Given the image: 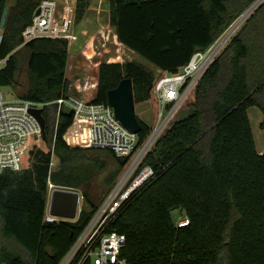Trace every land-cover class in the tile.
<instances>
[{
  "label": "trees",
  "instance_id": "trees-1",
  "mask_svg": "<svg viewBox=\"0 0 264 264\" xmlns=\"http://www.w3.org/2000/svg\"><path fill=\"white\" fill-rule=\"evenodd\" d=\"M255 1L110 0V23L120 43L174 74ZM39 3L15 0L8 6L0 0V19L9 7L0 48V57L9 58L0 87H12L18 98L50 102L67 88V45L44 37L18 48ZM89 5L90 0H77L75 22ZM155 76L156 69L138 60L103 62L94 102L108 103V91L124 77L133 81L136 103L153 99ZM51 106L43 113L52 134ZM253 106L264 115V1L181 106L191 112L174 121L147 154L143 163L151 164L156 176L112 221L111 228L126 235L122 256L129 264H264V152L250 120ZM139 120L141 145L151 125ZM71 122L72 114L62 111L55 142L52 135L48 140L54 151L34 150L31 166L0 173V264H57L124 171L127 162L112 150L70 146L63 136ZM53 152L59 157L56 170ZM49 180L84 194L86 210L76 222L44 221ZM178 208L190 217L189 225L176 226Z\"/></svg>",
  "mask_w": 264,
  "mask_h": 264
},
{
  "label": "built area",
  "instance_id": "built-area-1",
  "mask_svg": "<svg viewBox=\"0 0 264 264\" xmlns=\"http://www.w3.org/2000/svg\"><path fill=\"white\" fill-rule=\"evenodd\" d=\"M263 1L256 0L253 5L251 4L252 7L250 5L246 10H253ZM40 8V12L34 14L32 22L22 31L23 44L36 38L55 37L67 38L68 47H71L74 13L71 14L68 8L67 18L60 22L55 17L56 2L44 0ZM233 27L234 25L224 31L207 48L196 50L189 62L177 73H164L162 69H157L153 85L154 98L144 101L149 103L154 111L153 124H150L151 132L141 145L139 133L132 132L120 122L109 102H94L99 84V71L94 83L93 74L89 70L88 73L83 72L81 77L72 79L78 73L72 71L71 65L69 69L71 85L68 90L66 88L63 96L50 102L18 97L11 99L5 93L4 87H0V173L7 169L21 170L28 167L34 150L54 151V144L51 146L49 143V148H44V144L48 143L51 135L54 138L52 142H55L64 106H69L72 114V122L63 136L70 146L109 149L118 157L126 158L127 165L119 180L111 186L96 206L83 229L74 237L57 264H129L122 256L126 235L112 229L111 223L126 202L156 176L154 167L151 164H144V159L167 129L178 109L193 95L196 84L233 35ZM3 30L0 19V48L4 39ZM8 58L9 56L0 57V72L6 66ZM50 105H57L58 110L53 121L54 132L48 133L47 125L48 136L45 139L42 125L31 112V108L44 109ZM57 187L71 188L48 181V202L44 221L76 222L86 210L84 194L76 188H71L79 193L74 218L54 215L50 211V204L52 193ZM190 222V217L185 215L176 220L175 224L177 227H185Z\"/></svg>",
  "mask_w": 264,
  "mask_h": 264
},
{
  "label": "rangeland",
  "instance_id": "rangeland-1",
  "mask_svg": "<svg viewBox=\"0 0 264 264\" xmlns=\"http://www.w3.org/2000/svg\"><path fill=\"white\" fill-rule=\"evenodd\" d=\"M44 0H40L38 7L42 4ZM57 2V0H53ZM76 0H66V3L60 4L56 3L55 17L57 21L62 22L67 18L66 12L69 8L71 10V14L74 13V17L76 18V6L74 4ZM15 3V0H7V5L10 6ZM110 0H90V5L86 11L84 18L80 22H75L73 25V38L72 45L68 47V67H67V78L69 79V69L72 65V71L76 74L72 79H77L83 75V72H87V70L91 71V73L96 76L98 74V69L103 62H127L130 60H138L145 64L148 68L156 69L155 65L144 59L141 56H138L133 52L132 49L127 48L122 43H120L117 39L115 28L110 23V9H109ZM65 7L63 8V6ZM37 7V9H38ZM67 8L66 10H63ZM36 9V10H37ZM250 10L247 15L241 20L242 17H239L232 25L237 24V27L232 32L235 35L240 27L243 25L245 20L251 15ZM36 12V11H35ZM76 20V19H74ZM230 27V28H231ZM229 28V29H230ZM4 32V31H3ZM232 35V36H233ZM228 39V44L232 38ZM55 38V37H50ZM25 44L23 42L18 46V48L23 47ZM24 68L26 67V61H22ZM80 72V73H79ZM71 78V77H70ZM71 85V84H70ZM68 86V82H67ZM5 93L8 98H16L18 95L14 91V89L10 86L4 87ZM66 92V89H65ZM136 113L142 118L143 121L149 124H153L154 111L149 103H136ZM51 123L54 121V116L57 114L58 106H51ZM191 112L190 108H179L175 113L173 120L169 124L172 123L179 118H182ZM250 120L252 123V128L254 132V136L256 138L257 147L260 151L264 152V129L261 127V122L263 121L264 115L263 111L258 106H253L249 110ZM168 126V127H169ZM167 127V128H168ZM167 130V129H166ZM165 130V131H166ZM164 131V132H165ZM49 143L44 144V148H49ZM76 147V146H75ZM33 163V159L29 161V166ZM59 166V157L54 153L52 156V170L58 169ZM121 174H119L117 180L113 183V185L119 180ZM103 178L102 176L98 177V190H103ZM112 185V186H113ZM186 214L184 209L178 208L173 211V218L176 222L181 217H184Z\"/></svg>",
  "mask_w": 264,
  "mask_h": 264
},
{
  "label": "water",
  "instance_id": "water-1",
  "mask_svg": "<svg viewBox=\"0 0 264 264\" xmlns=\"http://www.w3.org/2000/svg\"><path fill=\"white\" fill-rule=\"evenodd\" d=\"M77 0L75 1V6ZM253 5V4H252ZM252 5L250 7H252ZM249 7V8H250ZM248 8V9H249ZM40 7L36 10V14L40 12ZM247 11V10H246ZM245 11V12H246ZM244 12V13H245ZM9 13V7L4 8L1 17V27L5 28ZM62 41L68 45V39L63 38ZM71 81H68L67 90ZM108 102L114 107L116 117L120 122L129 130L135 133H139L142 129V125L139 120V116L136 113L135 98L133 92V81L130 77H124L116 87L108 91ZM63 111L70 113L71 108L64 106ZM31 112L39 119L42 129L43 137L46 139L47 134V120L44 116L42 108H31ZM121 162H126V158L121 157ZM79 193L71 188L57 187L51 196L50 211L54 215L63 216L66 218H74L76 216V209L78 204ZM50 252L52 249H49Z\"/></svg>",
  "mask_w": 264,
  "mask_h": 264
},
{
  "label": "crops",
  "instance_id": "crops-1",
  "mask_svg": "<svg viewBox=\"0 0 264 264\" xmlns=\"http://www.w3.org/2000/svg\"><path fill=\"white\" fill-rule=\"evenodd\" d=\"M57 2H59L60 4H63V3L65 4V3H66V0H57ZM57 2H56V3H57ZM74 4H75V2H74ZM64 7H65V5L63 6V8H64ZM66 9H67V8H65V9H63V10H66ZM123 45H124V44H123ZM129 49H130V48H129ZM98 71H99V69H98ZM98 71H97V72H98ZM96 76H97V74H96ZM96 76L93 75V83L95 82V79H96L95 77H96Z\"/></svg>",
  "mask_w": 264,
  "mask_h": 264
},
{
  "label": "bare ground",
  "instance_id": "bare-ground-1",
  "mask_svg": "<svg viewBox=\"0 0 264 264\" xmlns=\"http://www.w3.org/2000/svg\"><path fill=\"white\" fill-rule=\"evenodd\" d=\"M252 9H253V8H252ZM249 11H250V10L246 11V12L243 14L241 20L245 17V15H247V14L249 13ZM236 27H237V24L234 25L232 32L235 30Z\"/></svg>",
  "mask_w": 264,
  "mask_h": 264
}]
</instances>
